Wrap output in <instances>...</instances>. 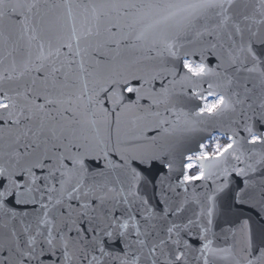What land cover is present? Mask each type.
Returning <instances> with one entry per match:
<instances>
[{
	"label": "snow or ice",
	"instance_id": "1",
	"mask_svg": "<svg viewBox=\"0 0 264 264\" xmlns=\"http://www.w3.org/2000/svg\"><path fill=\"white\" fill-rule=\"evenodd\" d=\"M0 264H264V0H0Z\"/></svg>",
	"mask_w": 264,
	"mask_h": 264
}]
</instances>
